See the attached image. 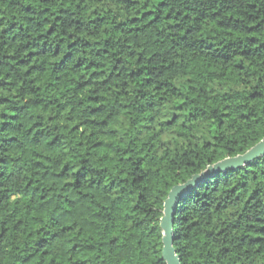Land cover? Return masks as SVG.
Wrapping results in <instances>:
<instances>
[{
	"label": "trees",
	"instance_id": "16d2710c",
	"mask_svg": "<svg viewBox=\"0 0 264 264\" xmlns=\"http://www.w3.org/2000/svg\"><path fill=\"white\" fill-rule=\"evenodd\" d=\"M263 138L264 0H0V264H167ZM209 175L182 264H264V155Z\"/></svg>",
	"mask_w": 264,
	"mask_h": 264
},
{
	"label": "water",
	"instance_id": "95a60500",
	"mask_svg": "<svg viewBox=\"0 0 264 264\" xmlns=\"http://www.w3.org/2000/svg\"><path fill=\"white\" fill-rule=\"evenodd\" d=\"M262 155H264V138L245 153L218 161L217 163L210 165L206 171L201 174L193 175L192 178L185 183L176 185L170 190L164 203L163 216L161 218V228L163 231L162 257L167 264H182L181 258L173 245L175 237L173 218L179 200L196 186L202 178L211 177L212 175H209V173L241 167Z\"/></svg>",
	"mask_w": 264,
	"mask_h": 264
}]
</instances>
